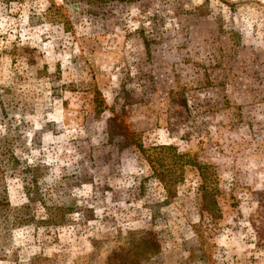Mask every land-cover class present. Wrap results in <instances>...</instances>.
<instances>
[{
    "label": "rangeland",
    "instance_id": "1",
    "mask_svg": "<svg viewBox=\"0 0 264 264\" xmlns=\"http://www.w3.org/2000/svg\"><path fill=\"white\" fill-rule=\"evenodd\" d=\"M0 264H264V0H0Z\"/></svg>",
    "mask_w": 264,
    "mask_h": 264
},
{
    "label": "trees",
    "instance_id": "2",
    "mask_svg": "<svg viewBox=\"0 0 264 264\" xmlns=\"http://www.w3.org/2000/svg\"><path fill=\"white\" fill-rule=\"evenodd\" d=\"M205 199H206V197H205ZM206 210H208V207H206L205 211H206Z\"/></svg>",
    "mask_w": 264,
    "mask_h": 264
}]
</instances>
